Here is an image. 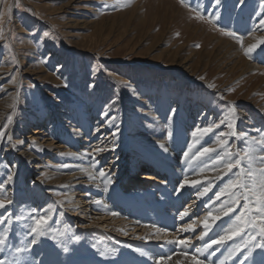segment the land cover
Listing matches in <instances>:
<instances>
[{
    "label": "rangeland",
    "instance_id": "1",
    "mask_svg": "<svg viewBox=\"0 0 264 264\" xmlns=\"http://www.w3.org/2000/svg\"><path fill=\"white\" fill-rule=\"evenodd\" d=\"M262 20L264 0H235L234 4L229 0H0V201L5 205L0 208V238L7 236L0 246V261L35 264L36 258L40 264H148L147 254L130 255L123 248L137 246L143 249H139L141 253H149V248L165 251L156 247L163 246L158 239L147 244L150 240L142 235L145 228L141 233L120 236L101 224L83 228L74 218L69 227L62 225L64 217L72 216L64 209L73 204L62 185L47 184L62 171L72 173L77 165L70 162L68 153L55 148L65 145L63 134L75 144L78 130L91 127L93 133L99 127L102 131L114 120L113 130H104L110 132L109 138L114 136L109 139L113 160L109 159L116 164V177L125 180L129 176L126 169L135 171L131 179L139 182L142 174L160 175L146 157L156 156L164 166L167 159L158 150L166 146L173 156L190 165L186 177L205 175L209 186L202 182L189 189L206 210L200 219L211 215L213 202L223 208V215L228 214L222 221L225 228L232 226L236 231L244 222L235 252L261 242L255 235L257 228L248 222L255 218L256 224L264 223L256 211V194L261 190L259 170L264 168L258 159L264 157L259 143L264 138V81L260 79L264 78V64L256 73L232 69L233 64L223 67L224 60L215 50L217 43L211 42L214 36L233 41L244 59L255 64L257 55L264 51V43H260L264 38ZM252 31L259 34L247 42ZM249 43L257 47L246 54ZM258 74L260 81L255 79ZM78 121L85 126L81 128ZM207 128L212 130L206 134L197 131ZM34 131L43 133L40 140L31 138ZM46 141L57 144L47 147ZM223 141L227 143L221 146ZM205 148L215 151L200 155ZM226 149L231 150L230 158ZM246 152L258 156L249 163ZM34 156L43 162L39 169L34 168L39 161L29 158ZM229 159L246 162L241 161L245 181L241 177L240 185L221 193L241 169L240 163L229 172L225 167ZM147 168L148 172L142 171ZM214 169L222 176L211 178ZM249 171L256 173L255 178L247 175ZM41 191L49 193L51 203L38 197ZM158 206L151 209L159 211ZM187 210H178L176 235L168 238L184 242L167 243L175 250L187 245L199 250L203 238V232L198 234L200 226L183 232L181 224L192 218ZM82 216L87 225L96 219L79 211L75 215ZM239 216L244 218L240 221ZM42 219L47 221L40 225L45 234L37 235L32 230ZM230 221L236 222L235 227ZM149 229L154 236L166 231L159 225ZM222 232L217 231L216 237ZM190 234L193 239L189 242ZM251 235L257 241L249 239ZM198 259L206 264L214 262L211 256Z\"/></svg>",
    "mask_w": 264,
    "mask_h": 264
},
{
    "label": "bare ground",
    "instance_id": "2",
    "mask_svg": "<svg viewBox=\"0 0 264 264\" xmlns=\"http://www.w3.org/2000/svg\"><path fill=\"white\" fill-rule=\"evenodd\" d=\"M70 2H76V0H70ZM228 23L229 22H227L226 24H228ZM230 24H232V23H230ZM232 26H233V24H232ZM258 34L259 33L254 32V31L249 33V38H248L247 42H251V41L253 42L254 39L256 40ZM216 43H217V45L215 46L216 47L215 50L217 51L218 58L221 60H224L223 67H226V65H229V64L230 65L233 64L232 69L233 68L236 69L238 67V68L243 69L244 71L249 72V73H253V72L256 73V72H260L263 70L259 66L264 64V51L257 55V57L255 59L256 63L252 64L249 61H247L246 59H244L238 45H236L233 41L222 40V39L219 40V36H214L213 41L211 42V45L212 44L215 45ZM225 59H227V60H225ZM184 64L185 63L182 64L183 65L182 67L186 68L187 66ZM187 69L188 68H186L184 70H187ZM258 76H259V74L257 76H255V79L260 81ZM260 79H261V81H264V78L260 77ZM243 115H244V112H243ZM2 116H3V114L0 115V117H2ZM245 116H247V115H245ZM94 117H96V114ZM78 124L81 126V128L83 126H85L84 125L85 123H83V121H78ZM262 124H264V122ZM115 125H116V121L114 120L111 122V124L109 125L108 128H106V127L105 128L108 130L111 127H115ZM104 129H102V131H101V130H99V127H96L95 130L93 129V133H92L91 127H89V128L85 127L83 130H81V132L78 130L79 132L77 131V139L79 141L76 142L75 144L71 141V139H69L67 137L66 134H63L67 138V139L64 138L65 145L64 146L62 145V146L55 148V149H57L56 151H58V152L65 151L66 153H68L70 156V162L72 161L74 164L77 165L76 170L73 171L72 173H67L65 171H62L59 174L57 173L58 176L55 177V180L52 183L50 182L49 184H47L48 186L56 185V184L62 185L65 188V191L69 197V200L73 204V206H70L71 207L70 209H64L66 211L71 212L72 216L69 217V219H65V217H64V219L62 220L63 226L69 227V220L73 221V218H74V220L78 219L80 221L79 222L80 224L82 223V225L84 226L83 228L88 227V229H89L90 225L101 224V225H103V227L105 226V227H108L112 230L114 229V231H116V233L120 234V236L127 235L128 232L134 233V231H138V230H140V233H141V231L145 228L144 229L145 231H142V235L146 239L150 240V241H148L147 244L153 243L155 239H158V242L163 243V246H156V245L155 246L157 248H160V249L163 248L165 250V251H161V250L157 251L158 249L155 250V249L149 248V253L144 254V256L146 254L148 255V259H149L148 264H154V261L159 259L158 257H163L164 256L162 254L163 252L166 255H171V257H172L171 260L166 259V264H196V262L192 259V257H196V260L203 262V264H206L205 261L198 259V257H202V256L203 257L208 256V258H210V256H211V258L214 260L213 264H221L222 261H223V264H264V248H262L263 249V251H262L259 247H255L254 245L256 244V242L254 245H251V243H250L249 248L247 247L245 249L246 251H244V252H239V253L235 252V250L238 249V248L235 249V247L237 245L239 246V244H240L239 242L241 241V238H240L241 235L233 236V238L231 240H228L222 246L218 243L217 244H211L212 240L219 238V237H216L218 234V233L216 234L217 231L218 232L223 231L222 235H225L226 233L231 234L235 230L232 226H227L226 228L224 227L226 225H223L222 221H223V219H225L224 218L225 214L223 215V212L221 211V209H223V208L216 206L215 203H213V202H210L211 203V205H210L211 206V215H209L206 220L200 219V218L204 217L203 215H204L206 210L205 211L202 210V204H200L199 200L197 199L198 195H196V193H195L196 196H194L191 193V190L188 191V189L191 187H195V188L199 187L202 182H203L202 184H207L208 182L204 181V179H203V176H205V175H203V176L199 175L198 177L197 176L186 177V174L189 173L190 165H188L186 162H183L182 160L177 159L175 156H173L172 153H170L172 150L169 152L167 150L166 146H163L158 150V153L161 157H164L167 159L166 161H163L164 166H162V164H160L157 161L156 156L154 157V156L150 155L149 157H146V161L148 162V164L150 166H153V169L156 170L158 172V174H160V175H155V176L151 177V176H148L147 174H142L140 179L143 180L144 182L143 181L139 182V181H137V179H131V176L133 174H135L134 171H132V169L131 170L126 169L125 171L129 172V176H127L125 181H124V179L121 178L120 176L116 177V174H115L116 172H113V171H116L114 168L116 166V164L114 162H111L113 160V158L111 157L112 153H110L112 146L110 147L111 143H109V141L111 140L110 138H113L114 136L109 138L108 135H110V132L107 130H104ZM91 133H92V135H91ZM39 135H43V133L41 131H34L33 136H35V137L32 136L31 138H33V140H40L41 138H39ZM114 135L116 136L117 134L114 133ZM96 137H98V139H95ZM48 138H49V136H48ZM105 138H107V139H105ZM48 142H49V144H47V147H54L55 144H57L56 141H54V142L53 141H46L44 143L46 144ZM195 143H196V141H195ZM198 143H200V142H198ZM97 148H103L104 151L97 152L96 151ZM201 148H202V146H201ZM91 152H94V154L92 156H91ZM107 152H109V153H107ZM259 152H261V151H259ZM102 153H104V154H102ZM25 154L27 155L28 153H25ZM259 154H262V153H259ZM28 155H30V154H28ZM257 156L258 155L253 156V157L256 158ZM52 157L53 156L49 157L48 159L51 161ZM109 157H110V159H112L111 161H110ZM168 157H173V158H168ZM29 158H30V160H33L34 162L39 161L38 163L36 162L35 167H34L35 169H39L41 167V162H42L41 160L36 159L35 156L29 157ZM118 158H119V156H118ZM198 159H199V157H198ZM203 159H201V160H203ZM67 160H69V159H67ZM253 161H254V159H253ZM67 162H69V161H67ZM111 163H114V165H111ZM243 163H241V166H240L241 169L238 170V174L240 175V177H242V180L245 181L243 178V176H245L244 175L245 172L243 173L242 170H243L244 164L246 162L244 164ZM206 165H207V163H206ZM217 165H219V164H217ZM149 169L150 168L142 169V171L148 172ZM207 170H209V169H207ZM101 171H104L106 173L105 177L100 176ZM210 173H211V178H213V177L216 178V177L222 176V174L220 175V172L216 171L215 169L213 170V172L210 171ZM109 180L111 182H109ZM121 180L124 181V184H122V185L119 183ZM258 181H260V176L258 178ZM243 183H245V182H243ZM181 185H183V187H181ZM248 186H246V187H248ZM244 190H246V189H244ZM187 191H188V194L186 193ZM251 193L252 192H250V194ZM48 195H49L48 192L43 193L41 191L38 194V197L40 199H41V197H43V200L45 199V201H47V203H51L50 201L52 199H50V197ZM202 197H203V195H202ZM249 197H251V195ZM53 200H54L53 202H57L56 201L57 199H53ZM175 200L178 201L179 207L188 208L189 211L188 210L187 211L192 216L191 220H188L187 222L185 221V223H183V224H181L179 222L181 225H183V232H187V231L192 232V230H195L200 226L201 229H199L198 234H201V232H203V234H202L203 238H202V241L198 244V245H200L198 247H200V249H205L206 245H209V244H211V247L207 248L205 251H199L200 249L198 250L197 248H195L193 246H188L186 244L187 247H185V248L179 247L178 250L177 249L175 250L172 247L167 246V243H169L168 238L172 235L175 236L176 234L173 233L174 230L170 229L166 224L164 225V227H167L168 229L166 231H163V233H160V234L155 235V236L153 233L154 231H150V229L147 230L146 226L149 227L152 224V222L154 221V218L156 219L155 220L156 223H158V221L161 218H157L155 215L151 216V218H148L147 217V211H145V209L148 210V208L151 207L152 203H157L159 205L165 201L170 202V201H175ZM96 201H100L101 203L97 204ZM139 203H142V204L139 205ZM44 204H45V202H44ZM221 207H224V205ZM245 207H247V205ZM207 209H209V208H207ZM78 211L81 214H83L84 216L87 215L86 218H90L89 215H93L96 218V219H94L95 221H91V223L89 225H87V221H84L83 216L82 217H75V215L78 214ZM141 211H143V212H141ZM245 211L247 212V210H245ZM113 213H115L116 215H113ZM143 216H144V219H142ZM179 216H181V214ZM258 220L259 219H257V221ZM176 222H177V219H176ZM230 222L232 223L233 221H230ZM234 223H236V222H234ZM234 223H232V225ZM242 223L244 224V222H242ZM237 224H236V226H237ZM239 226H241V224H239ZM137 228H139V229H137ZM221 228H223L222 231H221ZM2 229H4V228H2ZM151 229H152V227H151ZM185 229H187V230H185ZM224 230H226V231H224ZM252 231H253V229H252ZM256 231H257V234H255V235H257V237H259L261 239V241L264 240V237L260 236L258 228L256 229ZM155 232H157V231H155ZM136 233H138V232H136ZM157 233H159V232H157ZM157 233H155V234H157ZM240 234H242V233H240ZM137 236H139V234ZM152 236H154V237H152ZM122 239H125V238H122ZM164 239H166L167 241ZM176 239L177 238H175V240ZM191 239H193V238H191V234H190V238L188 239V241L190 242ZM247 241H248V239H247ZM255 241H257V240H255ZM24 243H25V241H24ZM117 244H118V242H117ZM117 247H118V245H117ZM101 248H103V247H101ZM134 248H136V250ZM176 248H178V247H176ZM244 248H243V250H244ZM139 249L143 250L142 248H139ZM139 249L137 248V246H134L132 248H129L126 246L123 248V251L124 252L125 251L130 252V255H136L138 253L140 256H142L141 251ZM247 249H249V251H247ZM254 249H255V251H254ZM249 252H253V254H256V255L246 256V254ZM98 253H100V251ZM142 253H144V251H142ZM185 253L187 255H184ZM205 253H208V254L205 255ZM230 253H233L234 255L233 254L230 255ZM35 257H36V255H35ZM113 257H114V254H113ZM247 257L248 258L251 257L250 258L251 263L249 262V259H247ZM46 258H47V256H46ZM41 260H42V257H41ZM159 260L155 264H161V260L160 261ZM206 260H208V259H206ZM34 261H35V264H36V262L38 264H40L38 261H36V258ZM32 263H34V262H32ZM209 264H211V262H209Z\"/></svg>",
    "mask_w": 264,
    "mask_h": 264
},
{
    "label": "snow or ice",
    "instance_id": "3",
    "mask_svg": "<svg viewBox=\"0 0 264 264\" xmlns=\"http://www.w3.org/2000/svg\"><path fill=\"white\" fill-rule=\"evenodd\" d=\"M261 24L264 25V20L261 21ZM45 35H48V34L45 33ZM229 35H234V34L229 33ZM260 43H264V38H262L260 40ZM255 47H257V45H251L247 49L246 54L250 53ZM201 79H203V77H201ZM10 122H11V117H9V123ZM229 127H232V125L230 124ZM211 130H212L211 128H207V129H203V130L197 129L198 132L203 131L204 134H206L207 132H209ZM2 135H3V133H0V136H2ZM193 135H195V133ZM226 143H227V141L221 142V146L226 145ZM259 143L262 145V147H264V138H262ZM161 147H163V145ZM96 151L97 152H102V151H104V149L103 148H97ZM214 151H215L214 148H212V149L205 148V149H203V152L200 153V155H204V154H207L209 152H214ZM225 155L230 158L231 155H232L231 150L230 149H226ZM245 157L248 159L249 163H251L253 161V156L250 154V152H246L245 153ZM245 157H241V159H244ZM219 159L220 160H224V157L221 156V157H219ZM258 159L261 162V164H264V157H259ZM240 163H241V160L240 159H237L234 162L229 159L225 163V167L227 168V170L229 172H231L233 170V168L236 167L237 165H240ZM259 172H260V189L261 190H260L259 194H256L257 202L259 204V207H257L256 211L259 213L260 220L261 221H264V168H261L259 170ZM247 175L255 178L256 173H254L252 171H249L247 173ZM100 176L105 177L106 176V173L104 171H101L100 172ZM240 180H241L240 175H237V179L230 181L225 186L224 189H221V193H223V192H225V191H227L229 189H232V188L240 185ZM109 182H111V181L109 180ZM241 186H243V185H241ZM181 187H183V185H181ZM233 195H235V193H233ZM219 196H220V193L217 194V198H219ZM96 203L99 204L101 202L100 201H96ZM3 207H5V205H4V203L2 201H0V208H3ZM229 210H231V209H229ZM225 214H227V213H225ZM113 215H116V214L113 213ZM242 216H243V214H242ZM242 216L241 217H238L237 219L238 220H241L242 219ZM2 222L3 221H0V223H2ZM46 222H47L46 219H42V220L37 221V227L36 228H33L32 231L35 232V233H37V235H44L45 233L40 230V225L45 224ZM248 223H249V226H251L253 228H258L260 236L261 237H264V223L256 224L255 218H253ZM185 230H187V229H185ZM242 231H243V225H241L238 228V230L232 232L231 234L226 233L225 235L220 236L218 239L212 240L211 241V244H217L218 243V244H220L222 246L228 240H231L233 238V236L240 235V233ZM76 239H79V237H76ZM250 239L251 240H255L256 239L255 235H251L250 236ZM5 240H6V235H5V237L0 238V246H2V245L5 244ZM35 242H36L35 240L32 241V243H35ZM169 243H179V244H183L184 242L183 241H169ZM211 244L206 245V248L205 249H200L199 251H205L207 248L211 247ZM254 246L255 247H259V248H264V240H262L261 242L255 244ZM65 250H67V249H65ZM17 251H23V249H17ZM141 254L144 255L145 253H141ZM232 254L233 253H230V255H232ZM184 255H187V254L185 253ZM249 255H251V252H249ZM166 259H171V257H167V258L161 257L160 258L161 264H166ZM192 259L196 262V264H203V262L196 260V257H192ZM0 264H4V262L3 261H0ZM221 264H223V261L221 262Z\"/></svg>",
    "mask_w": 264,
    "mask_h": 264
}]
</instances>
